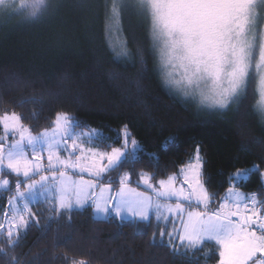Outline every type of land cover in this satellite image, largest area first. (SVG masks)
Segmentation results:
<instances>
[{"label":"snow or ice","instance_id":"1","mask_svg":"<svg viewBox=\"0 0 264 264\" xmlns=\"http://www.w3.org/2000/svg\"><path fill=\"white\" fill-rule=\"evenodd\" d=\"M51 6L52 0H0V14L35 22ZM104 9L110 36L119 32L124 13L150 16L153 50L159 55L158 72L164 85L197 103L200 110L224 111L239 104L257 78L258 111L264 115V27L257 28L264 0H104ZM113 46L123 57L132 55L117 39ZM140 62L146 65L143 55ZM7 83L21 91L28 87L19 78H9ZM49 95L41 91L22 97L18 104H43ZM38 115L34 113L33 118ZM80 124L60 112L50 128L33 135L20 114L5 111L0 115V195L11 193L0 214L3 264H39L42 252L31 257L17 252L28 230L34 227L47 236L52 225L67 216L69 233L63 240L53 237L54 247L66 245L73 214L88 208L93 209L94 222L115 218L117 222L130 220L139 228L150 226L154 217L159 240L154 232L149 245L167 247L187 264H197L192 257L205 245L215 247L217 264H264V199L255 192L239 191L253 173L260 172L259 164L230 174L233 183L216 208L212 204L217 194L209 191L199 146L179 174L153 183L154 173L141 172L132 187V173L125 172L114 193L110 173L123 164L136 163L144 150L135 139L129 149L127 124L120 129L121 147L111 151L86 147L100 133L77 132ZM174 142L168 138L161 150ZM260 176L264 181V172ZM210 255L205 254L206 258ZM60 258L63 264H91L84 255L66 253Z\"/></svg>","mask_w":264,"mask_h":264},{"label":"trees","instance_id":"2","mask_svg":"<svg viewBox=\"0 0 264 264\" xmlns=\"http://www.w3.org/2000/svg\"><path fill=\"white\" fill-rule=\"evenodd\" d=\"M0 16V115L16 112L35 132L48 128L57 113H67L81 122L79 128L99 130L98 146L103 148L119 146L120 129L127 124L144 151L136 163L110 173L115 188L116 176L125 172L132 173L134 187L141 172L154 173L153 181L178 174L196 146L206 162L203 174L209 178V191L217 194L212 206L226 191L235 169L259 164L264 170V117L255 108L252 81L242 102L224 111L200 110L192 100L177 98L161 82L144 16L121 17L119 33L132 53L129 57L121 56L110 43L104 0H52L47 14L35 22ZM9 78H19L28 87L14 89L6 84ZM41 91L51 93L43 104H18L22 97ZM170 137L175 142L161 150ZM239 188L264 199L259 172ZM6 197L4 191L0 210ZM92 213L88 208L73 214L66 245L54 247L53 237L63 240L69 233L67 216L53 224L47 236L29 229L17 252L29 257L42 252L39 264H63L60 257L66 253L89 257L91 264H187L171 255L169 248L149 245L154 232L159 240L154 217L150 226L138 228L130 220L94 222ZM206 253H211L210 258ZM215 253L213 245H205L192 259L197 264H216Z\"/></svg>","mask_w":264,"mask_h":264},{"label":"rangeland","instance_id":"3","mask_svg":"<svg viewBox=\"0 0 264 264\" xmlns=\"http://www.w3.org/2000/svg\"><path fill=\"white\" fill-rule=\"evenodd\" d=\"M258 15L260 16V19L258 20V24H257V28H258V30L261 28V27H264V10H259L258 11ZM9 16V15H8ZM1 17V16H0ZM1 19H2V17L0 18V21H1ZM144 19H145V21H146V25H147V32H148V34H149V37H150V39H151V41H152V44H153V40H152V34H151V18H150V16H144ZM108 35H109V33H108ZM114 39H117V40H119L120 42H121V37H120V33L118 32V33H114L113 35H109V40H110V43L113 45V40ZM154 54H155V58H156V62H157V66H158V68H159V55H158V53H156V52H154ZM160 75V74H159ZM160 79H161V82H162V84L164 85V83H163V78H162V76L160 75ZM252 85H253V88H254V92H255V108L258 110V94H257V78H254L253 80H252ZM164 87L170 92V93H172L173 95H175L177 98H179V99H183V100H190V99H186V98H184L183 97V95L179 92V91H177L176 89H174V88H169V87H166L165 85H164ZM194 102V101H193ZM195 103V102H194ZM197 104V103H196ZM198 105V104H197ZM259 112V111H258ZM9 113H11V112H9ZM262 115V114H261ZM263 117H264V115H263ZM53 121V120H52ZM52 126V122H51V125L48 127V128H50ZM44 129H42V130H40V131H32V134L33 135H35V134H38L39 132H41V131H43ZM92 130H95L96 132H98L99 133V130H97L96 128H85V129H81V128H77L76 129V131L77 132H83V133H88V132H90V131H92ZM18 138V137H17ZM98 138L96 137L95 139H93L92 141H90L89 143H87L85 146L86 147H96V148H98L99 150H101V151H111V148H103V147H100V146H98V140H97ZM131 139H134L133 137H130L129 138V141H128V147H129V149L132 147V145H131ZM9 142H11V141H9ZM122 143H123V139H122V141H121V144L119 145V146H114V147H121V145H122ZM196 148H197V146L194 148V150H193V152H192V154H191V157L189 158V160L193 157V155H194V153H195V151H196ZM188 160V161H189ZM187 161V162H188ZM45 163H46V158H45ZM253 165V164H252ZM251 166V165H250ZM250 166H247V167H244V168H248V167H250ZM238 169H243V168H238ZM238 169H235L233 172H232V174L233 173H235ZM260 172H264V170H262V169H260ZM260 172H259V177H260V180H261V183H262V186L264 187V181H262V178H261V176H260ZM123 173H121L120 175H118V176H116V178L119 180V177L122 175ZM179 174V173H178ZM35 179H39V176H36V177H34ZM112 178V177H111ZM164 179V178H163ZM153 183H155V181H152ZM180 182H182V178H181V181H178V183H180ZM230 183H233V182H231V181H229V184ZM132 186V185H131ZM132 187H134V186H132ZM142 188H141V190H143V186H141ZM228 187H229V185H228ZM227 187V188H228ZM12 189H13V191H15V178H13V181H12ZM23 190V189H22ZM119 190V183L117 184V186H116V188L113 186V192L115 193L116 191H118ZM227 190V189H226ZM239 191H241V192H243V193H245V194H251V193H253L254 191H244V190H242V189H240L239 188ZM226 192V191H225ZM225 192L223 193V195L225 194ZM6 193H7V197L5 198V201H4V203L2 204V210H0V214H2L3 213V210H4V206L6 205V202H7V199H8V197L10 196V195H8V192L6 191ZM222 195V196H223ZM216 207H218V203L217 204H215V205H213L212 206V208H216ZM93 210V209H92ZM0 218H2V215H0ZM217 260H218V257H217ZM217 260H216V264H217Z\"/></svg>","mask_w":264,"mask_h":264}]
</instances>
